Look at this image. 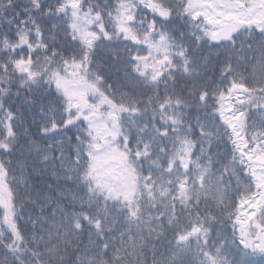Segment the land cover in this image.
Returning <instances> with one entry per match:
<instances>
[{
  "label": "snow or ice",
  "instance_id": "6c2138e0",
  "mask_svg": "<svg viewBox=\"0 0 264 264\" xmlns=\"http://www.w3.org/2000/svg\"><path fill=\"white\" fill-rule=\"evenodd\" d=\"M0 264H264V0H0Z\"/></svg>",
  "mask_w": 264,
  "mask_h": 264
},
{
  "label": "trees",
  "instance_id": "16d2710c",
  "mask_svg": "<svg viewBox=\"0 0 264 264\" xmlns=\"http://www.w3.org/2000/svg\"><path fill=\"white\" fill-rule=\"evenodd\" d=\"M21 224L23 225V222H21Z\"/></svg>",
  "mask_w": 264,
  "mask_h": 264
}]
</instances>
